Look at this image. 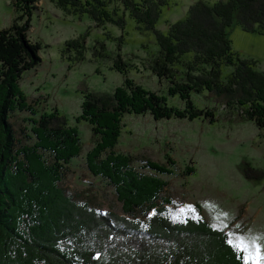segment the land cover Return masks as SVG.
<instances>
[{
  "label": "trees",
  "instance_id": "obj_1",
  "mask_svg": "<svg viewBox=\"0 0 264 264\" xmlns=\"http://www.w3.org/2000/svg\"><path fill=\"white\" fill-rule=\"evenodd\" d=\"M38 1L13 0L15 16L0 29V264H244L223 230L200 218L170 219L169 200L160 196L166 181L158 176L171 174L167 168L142 160L141 168L152 173L141 172L131 166V156L113 148L125 114L212 123V108H197L190 100V94L203 91L225 108L227 118L262 129L264 73L255 69L254 60L231 50L225 28L235 18L242 31L264 35V0L192 3L186 17L168 24L165 34L154 23L166 0H50L66 14H86L94 27L112 23L121 29L119 12H126L136 28L152 31L157 45L146 67L166 82V96L134 84L116 54L111 68L124 76L121 84L110 93H82L76 118L88 124L93 138L84 166L111 187L120 215L97 212L60 186L69 161L80 152L76 128L55 109L34 117L33 100L18 89L22 72L40 62L39 43L26 37ZM83 50L80 35L65 40L59 55L79 61ZM221 65L232 67L222 79ZM172 96L182 108L166 103ZM13 112L28 115L17 134L9 122Z\"/></svg>",
  "mask_w": 264,
  "mask_h": 264
},
{
  "label": "rangeland",
  "instance_id": "obj_2",
  "mask_svg": "<svg viewBox=\"0 0 264 264\" xmlns=\"http://www.w3.org/2000/svg\"><path fill=\"white\" fill-rule=\"evenodd\" d=\"M12 1L0 0V29L7 27L15 16ZM215 1L166 0V4L160 6L154 29L165 34L168 24L186 17L190 4L199 2L210 6ZM121 13V29L112 23L94 27L86 14H66L50 0H39L30 16L26 37L30 42L39 43L40 62L22 72L17 81L20 92L35 104L34 117L55 109L68 125L76 128L80 152L69 161L60 186L75 200L86 201L97 212L110 210L118 215L120 205L111 187L91 176L84 166V154L93 138L88 124L76 119L82 93H110L121 84L124 76L111 68L116 54L128 65L125 76L134 84L163 96H166L167 86L146 67L157 52L152 31L141 25L136 28L128 14L120 11L119 15ZM225 33L231 50L240 58L254 60L255 69L264 73V35L242 31L235 18L225 28ZM80 35H84L82 59L61 58L63 42ZM231 69V66L221 65V79ZM190 100L197 108H212L215 120L212 123L201 118L154 121L147 113L125 114L120 119V132L113 151L131 156V166L141 172L152 173L141 168L142 160L162 165L171 172L158 176L166 181L160 196L169 200L165 207L172 221L200 218L211 228L223 230L227 239L230 233L264 237V127L257 129L248 120L227 118L225 108L205 91L190 94ZM166 103L182 108L176 96L167 97ZM27 116L22 112L9 115L15 134ZM188 168L192 172L186 175L184 170ZM257 243L262 257L260 264H264V239Z\"/></svg>",
  "mask_w": 264,
  "mask_h": 264
},
{
  "label": "snow or ice",
  "instance_id": "obj_3",
  "mask_svg": "<svg viewBox=\"0 0 264 264\" xmlns=\"http://www.w3.org/2000/svg\"><path fill=\"white\" fill-rule=\"evenodd\" d=\"M259 239H264V237L235 236L230 233L227 243L241 254V259L244 261V264H249V261H252L253 264H260L262 257L260 254V245L257 243Z\"/></svg>",
  "mask_w": 264,
  "mask_h": 264
}]
</instances>
